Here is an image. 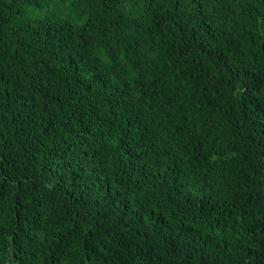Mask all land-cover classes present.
<instances>
[{"label":"trees","instance_id":"obj_1","mask_svg":"<svg viewBox=\"0 0 264 264\" xmlns=\"http://www.w3.org/2000/svg\"><path fill=\"white\" fill-rule=\"evenodd\" d=\"M0 264H264V0H0Z\"/></svg>","mask_w":264,"mask_h":264}]
</instances>
